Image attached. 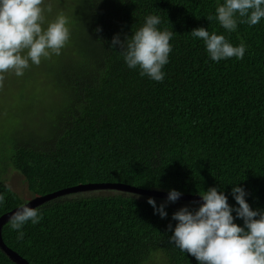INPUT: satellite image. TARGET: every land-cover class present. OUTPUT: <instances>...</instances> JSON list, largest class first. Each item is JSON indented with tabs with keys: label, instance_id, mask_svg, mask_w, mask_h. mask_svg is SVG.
Returning a JSON list of instances; mask_svg holds the SVG:
<instances>
[{
	"label": "trees",
	"instance_id": "16d2710c",
	"mask_svg": "<svg viewBox=\"0 0 264 264\" xmlns=\"http://www.w3.org/2000/svg\"><path fill=\"white\" fill-rule=\"evenodd\" d=\"M223 2L45 0L52 6L47 19L68 18V43L39 66L30 62L23 76L5 73L0 88L3 117L12 92L17 96V123L3 134L1 152L32 196L89 182L197 195L216 187L235 208L236 184L252 209L264 210V18L228 32L206 19ZM148 15L160 17L158 29L173 31L162 82L141 77L119 46L110 47L116 34L130 39ZM197 27L233 46L243 42V59L213 61L203 40L191 35ZM9 189L0 180V215L23 203ZM112 190L55 196L34 207L42 219L23 226L22 240L9 220L2 239L29 264H145L159 253L158 264H199L169 240L177 223L172 214L199 203L152 197L165 205L161 218L149 197ZM0 264L16 263L0 249Z\"/></svg>",
	"mask_w": 264,
	"mask_h": 264
},
{
	"label": "clouds",
	"instance_id": "9594fccd",
	"mask_svg": "<svg viewBox=\"0 0 264 264\" xmlns=\"http://www.w3.org/2000/svg\"><path fill=\"white\" fill-rule=\"evenodd\" d=\"M46 12L51 13L52 6H45V0H0V88L4 86L5 73L23 76L30 62L39 66L42 58L60 55L68 43V18L58 13L47 19ZM261 18H264V0H224L216 5L214 16L206 17L208 22L218 21L228 32L235 31L238 22L253 26ZM160 23L159 16L148 15L130 39L126 35L121 40L116 34L110 44V47L119 46L130 69L139 68L141 77L147 76L156 82L164 80L162 69L169 62L173 37V31L158 29ZM191 35L203 40L213 61L244 57L246 45L243 42L233 46L224 35L210 33L204 27L192 29ZM198 194L203 201L198 208L190 210L183 206L172 214L177 223L174 229L168 225L173 231L170 242L195 257L199 264H264V210L252 209L245 199L246 191L236 184L231 189L238 204L235 208L216 187ZM180 195L179 191L171 189L167 201L175 202ZM4 200L0 195V204ZM147 202L161 218L167 216L164 204L157 207L152 197L147 198ZM233 211L243 220V227L234 222ZM41 219L40 211L24 202L10 216L9 226L17 231V239L22 240L23 226L29 221L36 224Z\"/></svg>",
	"mask_w": 264,
	"mask_h": 264
},
{
	"label": "water",
	"instance_id": "95a60500",
	"mask_svg": "<svg viewBox=\"0 0 264 264\" xmlns=\"http://www.w3.org/2000/svg\"><path fill=\"white\" fill-rule=\"evenodd\" d=\"M97 190V189H115L122 190L126 192L136 193L138 195H144L147 197H155L160 199H167L168 192L160 189H144L134 187L128 184L117 183V182H98V183H85V184H77L75 186L63 188L57 191H53L52 193L42 194L33 196L27 202L29 207H35L47 200L52 199L55 196L62 195L65 193L75 192V191H83V190ZM176 201H188V202H197L199 204L203 203L201 197L197 194H184L181 193L180 197ZM19 206H16L10 211H7L0 215V249L8 256L13 262L16 264H29L28 261L23 258L16 251L6 246L1 236V227L2 225L9 220L10 216L17 210Z\"/></svg>",
	"mask_w": 264,
	"mask_h": 264
},
{
	"label": "rangeland",
	"instance_id": "374dc122",
	"mask_svg": "<svg viewBox=\"0 0 264 264\" xmlns=\"http://www.w3.org/2000/svg\"><path fill=\"white\" fill-rule=\"evenodd\" d=\"M16 75L12 72H9V78H15ZM2 92H0L1 94ZM16 95L12 92L10 95L9 101H10V112L7 116L3 117L1 114V109H0V180L3 181L4 184L10 187V189L15 192L22 200V202H27L29 199H31L33 196L32 194L28 191L27 185L24 181L23 176L17 171L12 168L8 161L7 165H5V155L3 152H1V147H2V136L4 133L9 134L13 129V127L16 126V116L13 114L14 107H15V100H16ZM0 106H1V99H0ZM100 194H111L114 192L112 189H97ZM94 192V191H92ZM155 199V198H154ZM157 201L159 200L162 203L166 204H186L181 201H175V202H168L167 199H156ZM188 202V201H187ZM191 206H196V205H191ZM197 207V206H196ZM160 258V253L158 256L154 255L152 258H150L145 264H158Z\"/></svg>",
	"mask_w": 264,
	"mask_h": 264
}]
</instances>
